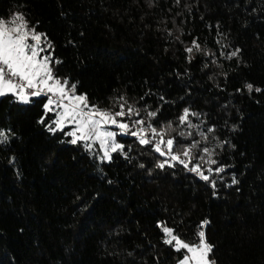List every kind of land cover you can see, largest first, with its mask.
<instances>
[{"label":"trees","instance_id":"trees-1","mask_svg":"<svg viewBox=\"0 0 264 264\" xmlns=\"http://www.w3.org/2000/svg\"><path fill=\"white\" fill-rule=\"evenodd\" d=\"M17 14L69 94L131 106L121 119H143L153 143L118 133L108 160L71 127L49 131L48 96H1L0 264H179L163 226L197 244L203 230L215 264H264V0H0V19ZM149 126L174 154L198 142L187 168L156 167L169 159Z\"/></svg>","mask_w":264,"mask_h":264},{"label":"snow or ice","instance_id":"snow-or-ice-1","mask_svg":"<svg viewBox=\"0 0 264 264\" xmlns=\"http://www.w3.org/2000/svg\"><path fill=\"white\" fill-rule=\"evenodd\" d=\"M42 35L38 34L35 28L29 29L28 22L22 14H17L7 22L0 19V96L11 94L23 103H29L30 97L48 96L47 103L44 105L46 113L54 110L53 105L63 109L57 114L58 119L53 122L55 127L49 126V131H63L66 125L75 124V129L67 133V135L73 137L71 143L76 144L78 141L87 142L90 140L98 141L104 148V157L108 160L112 158L109 148L111 152H123L124 145L116 142L115 138L118 133L107 130L105 128L106 125H114L120 130L119 134L137 137L141 145L153 143L151 139L147 138L148 130L144 127H140L138 131L133 130L137 125H144L145 121L143 119L131 121V124L117 119V117L123 118L126 115L129 117L133 114L138 116L139 111L131 106L128 107L127 113L124 111V104H121V110L115 113L102 111L94 105L90 106L86 95H75V85L71 86L72 95H69V90L66 87L67 81L61 83L53 74V69L50 66L52 63L51 56H41V53L46 51V48L41 47ZM44 39L46 40V37ZM29 40L34 41V43H29ZM47 47L50 48L51 45L49 44ZM193 47L196 50H200L201 46L196 41H193ZM193 47L187 48L186 51L191 53ZM237 54L238 50L233 51L229 58ZM56 63H59V61H56ZM245 87L249 92L253 90L251 84H247ZM256 91L261 90L257 88ZM48 94L51 95L49 96ZM53 97H56V99H53ZM65 99L69 101L68 104H64ZM120 99H123V97ZM156 114V112L149 113L152 117H155ZM188 116L189 110L185 109L184 114L180 117V122L187 123ZM39 122L44 123V119L42 118ZM189 126L192 125L189 124ZM149 129L153 136L161 137L155 143L154 151L159 153L160 156L170 157L171 161H177L187 168L190 161L186 162L181 159V156L191 157L192 148L197 147L198 142L188 148H184L182 152L174 154V140L168 139L165 141L156 128L149 126ZM209 131H212V129H209ZM7 141L8 135L0 131V144ZM161 145H164V148ZM86 147L91 148V145L86 144ZM204 152L207 153L209 150L205 148ZM209 162L216 163L214 160ZM166 165L169 167L173 166L166 159L158 162L156 167L163 169ZM140 166L144 167V165ZM190 171L197 173L205 181L209 180V176L201 172L198 164L193 166ZM217 171H223V168H219ZM233 183H238V181L234 178ZM212 186L215 187L214 181ZM207 223L208 221H204L203 225ZM163 232L166 236L164 240L166 244L172 245L176 251H185L186 254L180 264H215L214 261H210L208 258L213 246L207 243L203 230L198 232V244L182 240L179 235L174 234L173 229L167 226H163Z\"/></svg>","mask_w":264,"mask_h":264},{"label":"rangeland","instance_id":"rangeland-1","mask_svg":"<svg viewBox=\"0 0 264 264\" xmlns=\"http://www.w3.org/2000/svg\"><path fill=\"white\" fill-rule=\"evenodd\" d=\"M29 43H34V41H31V40H29ZM41 47H42V45H41ZM69 95H72V94H69ZM75 95H77V94H75ZM1 97V96H0ZM69 103V101L67 100V99H65L64 100V104H68ZM53 111H55L57 114L59 113V112H61L63 109L62 108H59V107H56V105H53ZM127 111H128V109L127 110H125V112L127 113ZM117 119L118 120H121V121H123L122 119H121V117H117ZM131 119V118H130ZM131 121H133V120H129V121H123V122H128L129 124H131ZM66 127H71V131H73L74 129H75V124H68V125H66L65 126V128ZM105 128H107V130H110V131H114V132H117V133H120V130L118 129V128H116L114 125H106L105 126ZM146 129V128H145ZM147 134H148V132H147ZM116 142H118L117 141V136H116ZM86 144H90L91 145V147H93V146H95V145H98L101 149H102V151H103V154H104V148L101 146V144L98 142V141H95V140H90V141H87V142H85ZM119 143V142H118ZM109 151H110V154L112 153L111 152V150H110V148H109ZM209 258V257H208ZM210 260V259H209ZM180 264V263H179Z\"/></svg>","mask_w":264,"mask_h":264},{"label":"built area","instance_id":"built-area-1","mask_svg":"<svg viewBox=\"0 0 264 264\" xmlns=\"http://www.w3.org/2000/svg\"><path fill=\"white\" fill-rule=\"evenodd\" d=\"M29 91H31V90H29ZM48 95L50 96L51 94H48ZM53 99H56V97H53ZM140 127H144V126L143 125L142 126L141 125H137L136 128H135V130L138 131ZM147 138H149V135L148 134H147ZM155 143H157V142H155ZM161 147L164 148V145H161ZM165 151H166V149H165ZM165 157H167L169 159V161H171L170 160V157H168V156H165Z\"/></svg>","mask_w":264,"mask_h":264}]
</instances>
